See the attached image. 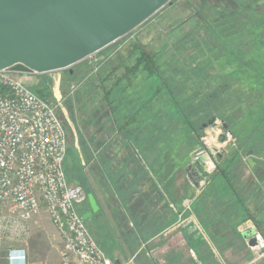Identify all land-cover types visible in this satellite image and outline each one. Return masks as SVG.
Instances as JSON below:
<instances>
[{"label": "rangeland", "instance_id": "1", "mask_svg": "<svg viewBox=\"0 0 264 264\" xmlns=\"http://www.w3.org/2000/svg\"><path fill=\"white\" fill-rule=\"evenodd\" d=\"M204 1L205 0H173L171 5L161 9L121 39L72 66L71 68H74L77 71L80 70L77 73L76 79L71 81L69 86L64 89L69 92L66 97L63 96L62 91L63 70L50 72L46 76V78L51 80V83L47 84L49 86L48 93L50 96L46 98H49L53 102H56V99H58L62 103L61 108L58 110L59 115L65 124L69 148L74 149L79 155V167L82 168V173L84 174V178H86L88 187L92 188L94 191L92 194L94 195L97 204L98 201H102V198L110 204H107L108 206L102 204V202L100 203L101 206L98 204L100 206L99 208H101V211L106 214L108 219L114 217L115 219L120 220L122 217H125L126 221H129L130 203H127L129 202L128 200L132 196V193H125V195H122L118 184H120L119 181L121 180V177L119 176H121L122 173L127 174L126 180L132 177V170L134 171L137 168L136 157L131 155L130 159L127 160L128 156H130V149L126 144L127 135H125L123 131H119L116 121L113 122L109 119V111L107 102L104 99V93L101 91L100 85L94 82L92 75L84 77L86 71H88V69L89 71L90 69L92 70V64H94V66L99 64L97 66L98 71H102L105 78L107 76L106 79L104 78L103 85L107 89L116 81V79L118 80V78L124 76L126 66H132L134 64L136 46L143 47L148 51L161 52L160 55L162 56V59L160 60V63L162 64V61L166 62L163 68L172 65L174 66L176 60L172 58L174 53L173 48L170 46L167 48L164 47L168 43L171 45L175 40L183 36L192 26L196 25L195 20L191 21L190 17L193 11L190 7L192 4L196 8L203 9ZM209 1L212 7V12L215 10L217 3L222 4L224 2L223 0ZM253 3L255 4L254 6L252 5ZM250 5L253 7V10L258 11V13L262 15L259 21H257L259 27L258 30L255 31L256 37H254V39L249 38V40L253 39L254 43L251 49L245 46L239 50L238 54H234V52L230 53L229 49V52H227L229 53V56L226 58V61L230 66L227 69V72L232 74V76L227 77L224 80L225 82L230 83L235 91L241 92L237 94L242 95L243 93V96H239L241 97L240 100L242 103L236 105V108L233 110V116L238 119L236 127L234 125L233 127L241 134V140L239 141V138L233 136L230 132H225L226 128L223 127V123L220 119H217L214 122L203 123V130L200 131L201 136L198 138L199 146H197L192 152L202 154L206 156L207 159L209 157L212 160L214 167L209 173V176L205 178L206 183L198 194H195V190L184 171L185 165L190 162V154L192 152L189 153L188 158H185L184 155L180 153L179 139L174 142H167V144L161 142L157 147L158 149L162 146L166 155L163 156L165 157V166L154 175V182L150 179L151 175L149 176L146 173L138 175L140 182L137 188V195H134L133 199H131L134 200V198L138 196L139 191L140 193L142 192L141 194H148L149 197L154 193L158 196L159 191H157V182H155L157 178L158 181L161 182L160 184L164 185L167 196L170 199L171 204L174 206L173 211L178 214L177 221L180 217L184 218L186 214H200L199 212H196L195 214L193 201L209 184L212 183L211 186L213 187L214 183H218L217 176L216 178L213 177L216 174L217 166L220 164V155L230 154L232 149L234 150L239 146L241 149L245 150V152L248 148L253 149V153L249 158L252 160V157L255 156L256 158L254 162L264 168V0H253ZM225 6L230 7V4ZM217 15L215 10L209 20L213 25L217 23ZM197 23L199 24L200 21ZM244 23L248 27V22L244 21ZM251 26L254 27L255 24L250 23L249 27ZM217 34L219 33L217 32ZM198 35V39H201L203 31L199 32ZM217 42H219V44L222 42L221 47H218L217 51L223 52L226 50L223 46L224 43L221 36H217V39L214 38L213 41L210 40L212 47H215ZM226 47L231 48V44L229 43ZM254 48H256V51L253 50ZM162 49L164 51H161ZM191 50H193V48L190 46H187L186 49L182 48L179 55L183 57L190 53ZM236 56L238 58H236ZM177 66L173 69L177 70ZM218 66L220 67V65ZM233 72H238L239 75L235 77L233 76ZM40 75L41 74L36 73H23L21 76L24 83L34 91V87L36 88L39 86L43 89L45 86V80H43V77ZM122 82L127 87V91L123 95V98L122 96L120 97L117 92L111 95L113 98L116 97L114 98L112 107H118L114 113L118 123L121 118L130 117V115L134 114L137 106H142L147 98L153 103L152 91L149 92L148 90L154 88V80L151 77L147 78L144 74L140 73L136 76L131 75V79ZM259 91L262 92L263 96ZM121 98L123 100H120ZM158 98L159 100H156L155 98L153 99L155 107L161 105L158 104L159 101L162 102L164 101L163 99L166 100L164 96ZM256 125L259 126V129L257 132H254ZM227 133H229V135ZM252 133H254V136ZM81 138L84 141L88 140L89 146L93 150V159L89 164H87V161L83 156L82 148L80 147L79 141ZM247 139H250L251 142H247ZM215 150H217V153L213 155L212 153L216 152ZM247 158L248 157H246V159ZM180 159H182V161ZM71 163V159L67 158L66 164L68 167L71 166ZM97 164H99L100 167ZM93 165L94 167L98 166L97 168L101 174L103 173V177L101 176L99 178L94 176L91 169ZM208 167L211 168L210 163H208ZM120 171H122V173H120ZM259 173H261V171ZM260 175L264 176V173H261ZM105 186L106 188L104 189ZM82 189L84 191L85 199L77 207L81 216L84 212L89 210L87 193L83 187ZM108 191L115 192L120 201L116 202L114 207L112 205L113 203L109 200L110 195H108ZM184 198L191 201V206L185 212H181V210H179L180 205H178L177 202L178 200L182 201ZM211 199L212 198H210V200ZM225 208L226 213L230 214L228 206ZM177 211L180 212L178 213ZM205 213L209 214L207 209L202 212V215H205ZM85 224L90 232L94 234L93 221L91 218L87 219ZM108 230L110 233L113 232L111 226ZM228 231L227 234L229 237H226V240L218 239L216 244L211 240L219 251L222 250L224 245H229V243H232V246L234 247L240 246L237 242V240L240 239L239 236L236 235L234 231L232 232V230ZM28 246L37 263H39L40 260L43 261V264H52L56 258H58L59 261V250L61 247L60 238L56 229L44 213L30 224ZM246 246L245 243H242L241 249L243 250L235 248L234 254L231 255L229 260V264H247L252 260L254 255ZM21 247V243L16 240H2L0 242V264L4 263V258L10 248L20 249ZM130 257L131 256H128L125 259ZM222 257L224 258V255ZM134 259H136L135 256ZM157 259L160 262L161 257L157 256ZM253 264H264V258L256 260Z\"/></svg>", "mask_w": 264, "mask_h": 264}, {"label": "trees", "instance_id": "2", "mask_svg": "<svg viewBox=\"0 0 264 264\" xmlns=\"http://www.w3.org/2000/svg\"><path fill=\"white\" fill-rule=\"evenodd\" d=\"M223 1L222 4L217 3L215 7L216 15L218 13L217 23H215L217 26L214 24L215 27L209 21L215 12V10L212 12L209 0L204 1L203 9L196 8L191 4L190 8L193 13L190 18L191 21H196V25L192 26L171 45L168 43L164 47L170 46L173 48L174 53L172 58L176 60L175 65H178L177 70L173 69L176 67L175 65L163 68L166 62L162 61V64L160 63L162 59L161 52L148 51L143 47L136 46L134 64L126 66L124 76L118 78V80L116 79L109 88L106 89L103 86L105 75L102 74V71H98L97 66L99 64L95 66L92 64L91 72L88 69L84 76L92 75L94 82L100 85L101 91L104 93V99L107 102L109 119L113 122L116 121L119 131H123L127 135L126 144L130 149V156H128L127 160L130 159L131 155L136 157L133 158L136 160L137 168L134 171L132 170V177L126 180L127 174H123L120 171L122 175L119 173L121 180L118 187L122 195L132 193V196L128 200L129 203L131 202L129 208L130 217L128 218L131 219L134 227H137L138 233L157 234L175 223L178 219V214L168 206L170 199L167 196L164 185H161V182L157 178L155 182H157L156 188L159 191L158 196L154 193L149 197L148 194H141L142 192L140 193L139 191L138 196L132 200L133 196L137 195V188L140 182L138 175L145 173L149 175L150 171V179L154 182V175L165 166V157L163 156L166 154L162 146L157 149L161 142L167 144V142L170 143L179 139L180 153L185 158H188L189 153L199 146L198 138L201 136L200 131L203 130V123L214 122L217 119H220L223 125H225V132H230L233 136L239 138V141L242 138L239 131L233 127V125L236 127L238 122V119L233 116V110L236 108V105L242 103L239 96H243V93L242 95L237 94L241 92L235 91L230 83L224 81L227 77L232 76V74L227 72L230 65L226 61V58L229 56V53H227L229 49L230 53L234 52V54H238L239 50L245 46L249 49L252 48L253 39L256 37L255 31L259 27L257 21H259L262 15L252 9L253 7L250 3L253 0ZM227 4H230V7L225 6ZM252 5L254 6L255 4L253 3ZM198 21H200L199 24L197 23ZM244 21L248 22V27ZM250 23L255 24V26L249 27ZM201 31H203V35L201 39H198V33ZM217 36H221L224 43L223 46L226 48L224 50L225 53L224 51H217L218 47H221L222 42L220 44L217 42L215 47L211 46L212 42L210 43V40L217 39ZM249 38L253 39L249 40ZM229 43L231 44V48L226 47ZM187 46H190L193 50L182 57L179 55L180 51L182 48L186 49ZM163 49L161 51H164ZM253 50L256 51V48ZM237 56L236 58H238ZM78 71L74 68H71V71L69 69L63 70L62 91L64 97L69 94L64 89L69 86L71 81L76 79ZM140 73L154 80V88L152 90L148 89L149 92L152 91L153 103L147 98L142 106H137L134 114L130 115V117L121 118L118 123L117 118L114 116L118 107H112V103L116 97L113 98L111 95L117 92L123 98L127 87L122 81L125 82V80L131 79V75L136 76ZM233 73L235 77L239 75L238 72ZM47 75L48 73L40 75L45 80L43 89L39 86L34 87V92L42 97L50 96L47 84H50L51 80L46 78ZM259 93L263 96L261 91ZM163 96L166 100L159 101L158 104L161 105L155 107L153 99L159 100L158 97L162 98ZM122 98L120 100H123ZM258 127L256 125L254 132L258 131ZM252 135L254 136V133ZM246 141L251 142L250 139ZM79 142L83 156L87 164H89L93 159V150L90 148L88 140L84 141L81 138ZM248 150L250 149L248 148ZM246 152L239 146L234 150L232 149L230 154L220 155L219 163L221 165L217 166L216 174L213 177L216 178L217 176L218 183H214L213 187L211 186L212 183L209 184L193 201L195 214L196 212L201 214H196V216L204 229L209 232L215 244L218 239L226 240L223 236L224 230H227V233L228 230H232L236 235H239L237 226L246 219H252L258 223L255 212L263 200L261 181L264 179V176L260 174L264 173V168L256 164L257 170H260L261 173L256 172L255 177L241 180L242 156ZM78 157L77 152L69 148L68 144L64 162L67 180L69 183L82 186L86 193H94L93 189L89 188L86 183L82 168L79 167ZM67 158L71 159L72 163L70 167L66 164ZM180 160L182 161V159ZM97 165L99 166V164ZM97 167H94V165L91 167L94 176L103 177V173L101 174ZM210 198L212 199L210 200ZM161 203L163 204L161 205ZM226 206H228L230 214L226 213ZM205 209H207L209 214L205 213V215H202ZM121 219L124 223L128 222L125 217ZM145 221L149 225H147V229L143 230L140 227ZM132 231L129 230L127 234H134ZM194 235L195 232L189 233L187 238L191 242H195L197 239L193 238ZM201 258L205 261L203 255H201ZM211 263L214 262L211 261Z\"/></svg>", "mask_w": 264, "mask_h": 264}, {"label": "built area", "instance_id": "3", "mask_svg": "<svg viewBox=\"0 0 264 264\" xmlns=\"http://www.w3.org/2000/svg\"><path fill=\"white\" fill-rule=\"evenodd\" d=\"M22 74L0 70V242L11 239L22 245L10 248L4 259L7 264L28 263L24 245L30 224L44 213L60 238L59 264H136L134 256L122 261L109 257L81 218L77 207L85 199L84 191L68 182L64 168L68 140L58 110L62 103L35 93ZM206 164L210 173L214 164L209 157ZM205 183L206 179L197 185L191 182L195 194ZM239 233L246 235L254 255L247 264L264 258L259 224L246 219ZM249 239L255 246L248 245Z\"/></svg>", "mask_w": 264, "mask_h": 264}, {"label": "water", "instance_id": "4", "mask_svg": "<svg viewBox=\"0 0 264 264\" xmlns=\"http://www.w3.org/2000/svg\"><path fill=\"white\" fill-rule=\"evenodd\" d=\"M172 2L0 0V70L36 74L71 71L72 66L121 39ZM252 153L250 149L245 154L251 166ZM190 158L184 171L197 185L209 176L207 157L192 152ZM87 200L89 210L81 216L84 221L99 211L92 193H87ZM255 214L264 235V199ZM248 245L255 246L254 239H249Z\"/></svg>", "mask_w": 264, "mask_h": 264}, {"label": "crops", "instance_id": "5", "mask_svg": "<svg viewBox=\"0 0 264 264\" xmlns=\"http://www.w3.org/2000/svg\"><path fill=\"white\" fill-rule=\"evenodd\" d=\"M246 157L247 156L244 155L242 158L243 166L241 169V180L255 177V173L260 172L257 170L256 163L254 162L256 157H252V166L249 162H247ZM149 175H151L150 171ZM263 182L264 179L261 181V190L264 199V189L262 187ZM107 193L110 195L109 200L113 203L112 205L114 207L116 202L119 201L118 196L113 191H108ZM101 202L102 204L110 205L108 202H106V200H104V198H102V201H98V204L100 205ZM170 203L171 202H168V206ZM177 203L180 205L179 210H181V212H185L191 206V201L186 200L185 198L182 199V201L178 200ZM127 204H129V202ZM162 204L163 203H161V205ZM90 218L93 221V236L104 252L114 261H122L128 256H135L136 264H212L211 261H213L215 264H229V260L231 255L234 254L235 248L241 249V244L245 243L244 234L239 233V228L242 226L243 222L237 226V231L239 233L238 236L240 238L237 240V242L240 246L234 247L232 246V243H229V245H224L222 250L219 251L216 249L214 243H212V237L210 236L209 232L204 229L203 225L198 220V217L193 214H188L184 218L180 217L177 222L173 223L157 234H151L147 232L138 233V229L137 227H134L131 219H129V221L126 223H124L122 219L117 220L114 217L108 219L106 214L101 211V208H99L98 213L92 215ZM144 223L146 224L144 225ZM144 223H142V226L140 227L143 230L147 229V225H149L147 221ZM189 223L191 224L187 225ZM257 224H259V226L261 225V223ZM110 226L113 230L112 233H110L108 230ZM129 230H133L132 232L134 234H127ZM224 231L225 232H223V236L225 238L229 237L227 230ZM192 232H195L193 237L195 240L197 239L195 242H191V240L187 238V235ZM28 239L24 245L28 255L27 264H43V261L39 260V263L35 261V258L33 257V254L28 246ZM201 255H203L205 261H203ZM223 255L224 258L222 257ZM157 256L161 257L160 262L158 261ZM59 263L60 257L59 261L58 258H56L52 264ZM2 264H7L5 259L4 263Z\"/></svg>", "mask_w": 264, "mask_h": 264}, {"label": "flooded vegetation", "instance_id": "6", "mask_svg": "<svg viewBox=\"0 0 264 264\" xmlns=\"http://www.w3.org/2000/svg\"><path fill=\"white\" fill-rule=\"evenodd\" d=\"M83 212V211H82Z\"/></svg>", "mask_w": 264, "mask_h": 264}]
</instances>
